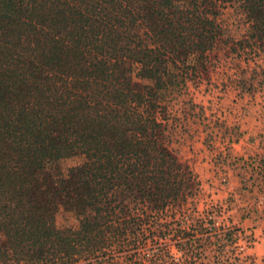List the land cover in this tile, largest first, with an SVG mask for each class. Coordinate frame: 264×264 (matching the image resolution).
Segmentation results:
<instances>
[{
  "label": "trees",
  "instance_id": "trees-1",
  "mask_svg": "<svg viewBox=\"0 0 264 264\" xmlns=\"http://www.w3.org/2000/svg\"><path fill=\"white\" fill-rule=\"evenodd\" d=\"M223 41L264 52V0H0V264H237L165 101Z\"/></svg>",
  "mask_w": 264,
  "mask_h": 264
},
{
  "label": "rangeland",
  "instance_id": "rangeland-1",
  "mask_svg": "<svg viewBox=\"0 0 264 264\" xmlns=\"http://www.w3.org/2000/svg\"><path fill=\"white\" fill-rule=\"evenodd\" d=\"M228 34L240 39L246 32L242 17L228 8L221 17ZM232 41H223L211 54L207 71L188 79L166 92L171 127L168 132L170 146L182 161L188 162L201 181V190L195 198L196 218L207 216V226L214 223L221 231L235 229L239 238H245L248 249L239 254L237 264H264L262 255H251L248 243L254 239L253 226H243L241 193L228 190V182L221 175L214 179L207 170L205 159L198 154L210 147L209 140H264V52L250 55L248 50L231 49ZM194 206V205H193ZM74 221L71 215H60L59 222ZM226 254L234 259L236 252ZM218 245L208 247L206 258L210 264L221 256ZM229 251V252H227ZM249 254L253 256L248 258ZM255 257V258H254Z\"/></svg>",
  "mask_w": 264,
  "mask_h": 264
},
{
  "label": "crops",
  "instance_id": "crops-1",
  "mask_svg": "<svg viewBox=\"0 0 264 264\" xmlns=\"http://www.w3.org/2000/svg\"><path fill=\"white\" fill-rule=\"evenodd\" d=\"M208 144L210 147L198 156L205 159L209 174L216 179L215 175L219 176L226 171L231 195L239 192L244 197L241 205H256V197L264 194V179L259 168L254 164L250 166L247 161L250 157L264 158V140H209ZM241 222L243 226H253L255 240L250 247V254L262 255L264 219L243 218Z\"/></svg>",
  "mask_w": 264,
  "mask_h": 264
},
{
  "label": "built area",
  "instance_id": "built-area-1",
  "mask_svg": "<svg viewBox=\"0 0 264 264\" xmlns=\"http://www.w3.org/2000/svg\"><path fill=\"white\" fill-rule=\"evenodd\" d=\"M247 162L250 164V166H252L254 164L255 167L259 168V170H260L259 172L262 174L263 179H264V158L250 157ZM221 176L223 177V180L225 182H229L228 174L226 171H223ZM245 182H247V181L245 180ZM227 184H229V183H227ZM255 204L256 205H253V206L241 205L243 213L246 214L242 218H249V219L254 218L255 220H259V219L263 220L264 219V194H261L258 197H256ZM207 218L208 217L206 216V220H207ZM217 224H218V222L214 223L213 225H215V228L220 229L221 226H219V225L217 226ZM227 230L230 233L231 232L233 233V237H232L233 243H230L229 249H231L232 252H236L237 254H240V255L245 253L248 249L247 241L244 240L245 238H239L238 235L236 234L237 232L235 231V229L229 228ZM254 240H255V237L252 241H250L248 243H251L252 245H254ZM249 256H251V255L249 254ZM262 257L264 258V252L262 254Z\"/></svg>",
  "mask_w": 264,
  "mask_h": 264
}]
</instances>
